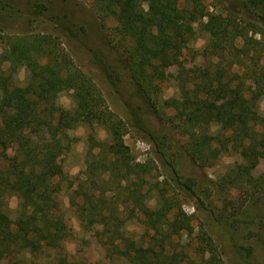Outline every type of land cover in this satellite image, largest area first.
I'll list each match as a JSON object with an SVG mask.
<instances>
[{
	"label": "rangeland",
	"instance_id": "obj_1",
	"mask_svg": "<svg viewBox=\"0 0 264 264\" xmlns=\"http://www.w3.org/2000/svg\"><path fill=\"white\" fill-rule=\"evenodd\" d=\"M143 11L147 2L140 0ZM206 14L226 15L225 7L237 16L257 25L258 33H248L261 44L255 52L264 54V0H199ZM179 8L191 9L190 2L180 1ZM206 17L196 22L181 20L190 30L184 38L174 41L173 64L162 70L143 88L135 83L128 70L126 48L131 45L115 34V19L104 12L96 0H0V54L9 49L5 40L30 34H49L58 37L57 47L66 55L70 68H78L96 84L100 105L123 132V142L134 164L149 163L155 169L144 182L132 179L118 184L109 178L99 152L106 151L109 132L95 121L91 127L79 124L72 128L53 127L47 130L53 147V163L64 177L54 179L60 186L55 196L56 208L51 211L39 204L33 215L42 218L50 211L64 226V238L59 242L62 254L70 264H129L119 252L128 240L136 246L154 248L175 254L180 264H202L200 230H206L220 252L221 264H264V161H254L248 177L233 176V170L247 163L238 154L221 153L204 164L194 162L187 154V137L173 123L175 111L163 102L180 99L179 86L187 85L203 69L212 70L216 63L207 54L209 36L202 25ZM242 25V24H241ZM242 42L237 40L239 48ZM152 46H148L149 53ZM50 60L49 57H43ZM224 79L234 73L246 74L241 92L248 98L260 82L252 75L253 60L242 51L229 50L219 62ZM9 64L0 65L6 73ZM11 82L24 87L28 71L17 66ZM228 82V98L237 94V79ZM236 80V81H235ZM57 86V85H56ZM56 106L73 111L75 102L71 89H53ZM217 99L216 102H222ZM256 110L264 115V98L256 100ZM213 126L209 133L215 134ZM33 139L16 130L0 115V153L12 156L17 148H27ZM174 169L183 180H190L193 193L175 194V210L191 215V234L152 228L145 216V206L152 208L159 192L170 194ZM91 197L96 211L107 218L86 227L70 203ZM0 207L11 220L24 211L16 195H0ZM26 212V211H25ZM49 215V214H48ZM120 233L125 240L112 237ZM118 242V243H117ZM120 244V245H119ZM157 244V245H156ZM117 246L119 248H117ZM119 249V250H118ZM0 264H56L57 252L51 246L31 250L22 246L21 235L15 227L3 234Z\"/></svg>",
	"mask_w": 264,
	"mask_h": 264
},
{
	"label": "trees",
	"instance_id": "obj_2",
	"mask_svg": "<svg viewBox=\"0 0 264 264\" xmlns=\"http://www.w3.org/2000/svg\"><path fill=\"white\" fill-rule=\"evenodd\" d=\"M101 9L112 16L117 25L115 34L119 39L131 42L126 48L128 70L132 79L143 88L147 80L151 82L162 70L173 64L172 46L174 41L184 38L190 26L184 29L181 20L196 22L206 17L202 25L209 36L206 50L216 63L212 70L203 69L189 81L179 86L180 99L171 98L163 102L165 108L175 111L173 126L187 137L188 156L196 163L204 164L214 160L221 153L238 154L247 164L233 170V176L248 177L254 161H264V115L256 110V100L264 98V54L256 48L261 43L249 37L258 33L257 25L237 16L228 7L226 15L217 12L206 14L199 0H145L147 10L143 11L140 0H96ZM180 1L190 2L192 8H179ZM264 22V16L259 18ZM242 24V25H241ZM58 37L49 34H30L23 37H11L5 40L9 49L0 54V65L8 63L4 73L0 68V115L19 132L33 139L27 148H17L12 156L0 153V195H16L23 214L11 220L0 207V249L3 234L15 227L21 235L22 246L38 250L43 246L55 248L56 264H70L62 254L59 242L64 238V226L59 218H54L51 208H56L55 196L60 186L54 179H62L64 174L53 163V147L47 130L53 127L67 129L79 124L91 127L95 121L109 132L106 151L99 152L109 178L118 184L135 179L141 182L152 177L155 170L151 164H134L127 146L123 142V132L115 120L101 108L100 94L92 79L80 69L70 68L66 55L56 48ZM240 40L237 48L235 42ZM148 46H152L146 53ZM229 50L242 51L244 57L253 60L252 75L260 85L251 90L245 98L241 92L246 74H230L224 79L226 71L220 69V60ZM49 57L50 60H44ZM17 66L28 71L27 82L19 87L11 82ZM247 77V76H246ZM237 79L235 97L228 98V82ZM236 81V80H235ZM57 85V86H56ZM71 89L75 108L66 111L54 103L53 89ZM143 91L146 90L143 88ZM222 102H216L217 99ZM215 126L217 132L210 134ZM170 194L159 192L152 208L145 207V216L151 227L163 231L191 234V215L177 212L175 194L183 191L185 195L193 193L190 180H183L171 169ZM264 181V180H263ZM74 195L70 203L76 206L81 223L88 228L107 218L96 211L91 197L83 194V201L76 202ZM45 205L50 211L47 216L38 218L33 211L38 205ZM26 211V212H25ZM49 214V215H48ZM202 264H221L220 252L206 230H200ZM116 239L127 241L120 233ZM127 239V240H125ZM118 243V242H117ZM120 245V244H119ZM151 246L143 248L128 240L124 248L117 253L124 256L129 264H180L175 254L163 249L157 251ZM157 245V244H156ZM1 255V254H0Z\"/></svg>",
	"mask_w": 264,
	"mask_h": 264
}]
</instances>
